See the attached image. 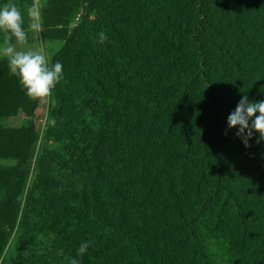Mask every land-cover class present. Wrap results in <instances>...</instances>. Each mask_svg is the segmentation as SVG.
I'll return each mask as SVG.
<instances>
[{"label":"trees","instance_id":"1","mask_svg":"<svg viewBox=\"0 0 264 264\" xmlns=\"http://www.w3.org/2000/svg\"><path fill=\"white\" fill-rule=\"evenodd\" d=\"M35 3L63 79L41 138L0 58V119L23 120L0 124V178L25 196L0 200V264L15 234L12 264H264V141L227 125L264 100V0Z\"/></svg>","mask_w":264,"mask_h":264},{"label":"clouds","instance_id":"2","mask_svg":"<svg viewBox=\"0 0 264 264\" xmlns=\"http://www.w3.org/2000/svg\"><path fill=\"white\" fill-rule=\"evenodd\" d=\"M29 16L31 20L26 30L24 14L15 3H6L0 7V33L3 34L0 58L7 60L10 75L18 79L29 101L54 108L58 101L53 97V90L63 79V66L58 61L54 64L50 63L43 45L28 47L29 31L36 36L43 30L42 23L39 22V9L33 6L29 10ZM106 40V34L101 32L98 42L104 43ZM45 120L47 127H56L55 118L45 117ZM227 125L228 129L237 128L236 136L242 139L246 148L250 146L248 141L252 139L254 133L259 134L257 143L264 141V100L252 102L247 95H243L234 111L229 114ZM89 246L87 241L81 243L77 256L83 257ZM70 264H80V262L73 258Z\"/></svg>","mask_w":264,"mask_h":264},{"label":"rangeland","instance_id":"3","mask_svg":"<svg viewBox=\"0 0 264 264\" xmlns=\"http://www.w3.org/2000/svg\"><path fill=\"white\" fill-rule=\"evenodd\" d=\"M83 15V11L82 9H76L75 11L72 12V14L70 15V19L69 22L71 24L72 27H70V29H73L77 26V20L76 19H80V17ZM77 23V24H76ZM41 45H43V47L45 48L46 54L49 57V59H51V56H53L62 46V43L60 41H49V42H45V43H41ZM38 45H36L35 47H37ZM47 110H48V105L45 104H39L38 109L35 113V124H36V128L42 138V132H43V128H44V124H45V117L47 115ZM15 118H20V117H13L11 119H15ZM7 125H9L7 123ZM10 126V125H9ZM2 182H5L8 184L9 190L6 191L5 193L1 194L0 193V200L3 198H8V199H16L18 200L20 203H23L24 201V194L19 193L17 190L13 189V182H12V175L10 176H6L3 177L2 180H0ZM32 182V176H30L29 180H28V185H30ZM17 236L18 234H15L10 242V246L8 247V249L6 250V253L2 259V264H12V262L18 257V256H22L24 258L28 257L31 255V252L29 248H23L22 246L19 245V242L17 240ZM21 254V255H20ZM64 264H69L64 262Z\"/></svg>","mask_w":264,"mask_h":264},{"label":"crops","instance_id":"4","mask_svg":"<svg viewBox=\"0 0 264 264\" xmlns=\"http://www.w3.org/2000/svg\"><path fill=\"white\" fill-rule=\"evenodd\" d=\"M34 3V6L38 9L37 4ZM29 10L30 9H25V10H21L22 13L24 14L25 17V29L27 30L28 28V23L31 20V17L29 16ZM29 36V43H28V47H35L36 45L40 46L41 45V38H40V33L36 36L33 35V33L31 31H29L28 33ZM15 41H13L14 43ZM7 123L10 125H7ZM23 123L22 118H15V119H0V124L5 127V128H11V127H19L21 126V124ZM2 178H0V180H2Z\"/></svg>","mask_w":264,"mask_h":264},{"label":"built area","instance_id":"5","mask_svg":"<svg viewBox=\"0 0 264 264\" xmlns=\"http://www.w3.org/2000/svg\"><path fill=\"white\" fill-rule=\"evenodd\" d=\"M33 1H34V3L36 2V0H33ZM76 20H77V23H78V21H79V18H78V19H76ZM77 23H76V24H77Z\"/></svg>","mask_w":264,"mask_h":264}]
</instances>
